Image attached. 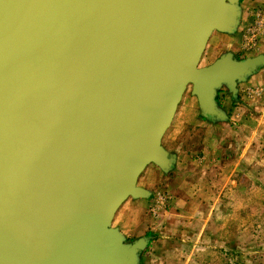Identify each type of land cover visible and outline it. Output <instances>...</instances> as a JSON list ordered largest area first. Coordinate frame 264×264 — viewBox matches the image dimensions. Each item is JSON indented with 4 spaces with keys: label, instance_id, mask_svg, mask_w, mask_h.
I'll return each mask as SVG.
<instances>
[{
    "label": "water",
    "instance_id": "95a60500",
    "mask_svg": "<svg viewBox=\"0 0 264 264\" xmlns=\"http://www.w3.org/2000/svg\"><path fill=\"white\" fill-rule=\"evenodd\" d=\"M239 0H0V264H140L146 239L112 226L190 86L201 117L264 54L199 66L234 34Z\"/></svg>",
    "mask_w": 264,
    "mask_h": 264
},
{
    "label": "rangeland",
    "instance_id": "374dc122",
    "mask_svg": "<svg viewBox=\"0 0 264 264\" xmlns=\"http://www.w3.org/2000/svg\"><path fill=\"white\" fill-rule=\"evenodd\" d=\"M251 11L245 17L249 24L234 33H242L241 39L218 31L211 34L200 67L226 52L237 59L264 54V31L245 37L256 26ZM190 89L162 138L163 146L181 152L183 161L188 159L174 169L179 174L161 172L170 178L157 189L170 188L173 202L163 206L161 226L151 234L140 264H264V66L239 82L234 93L219 89L216 99L227 118L210 128ZM179 121L183 131L171 143L168 137ZM152 167L142 172L138 185ZM131 201L128 198L116 212L113 227ZM142 206H136L134 213L145 216V228L150 215ZM128 223L131 228L138 224Z\"/></svg>",
    "mask_w": 264,
    "mask_h": 264
},
{
    "label": "crops",
    "instance_id": "0c3cea01",
    "mask_svg": "<svg viewBox=\"0 0 264 264\" xmlns=\"http://www.w3.org/2000/svg\"><path fill=\"white\" fill-rule=\"evenodd\" d=\"M261 4H263V6H264V0H239V6L241 9V18H240V23H239L238 27L241 28V27H244L247 24H249V20L247 21L245 19V17H247L249 15V12L252 10V8L254 6L261 5ZM240 34H242V33L238 32V34H234V36H238V40H239V39H241ZM193 103H194V99H193V101H191V104H193ZM207 122H208L207 124L209 125V128L216 124V122H210L208 120H207ZM178 126H180V128ZM182 126H183L182 123L180 124V121H179V123L177 124V129L179 128V130L176 129L175 131H173L171 133V135H169V137H168L169 142H171V143L177 142L175 140H177V138H179V135L182 133V131H183ZM164 147L169 152L173 153L169 146H164ZM173 154H174V158H175L174 165H173V168L168 172H163L158 166H156L154 164L148 165V166H153V167L151 169H147L148 171L145 173V175L143 177V182H141L139 186H141V187H143V188H145L151 192V195L149 196V198L134 199V201L127 203V205H125L123 210L120 212L118 219H117L118 222L115 225V227L124 235V237L127 240L135 241L137 239H143L144 238L147 240V244H149L151 237L154 236L151 234H153V232H155V230H157V228H159L161 226L162 221L160 219L162 218V216L166 212V210L164 207H159L155 211V213H153L152 207H153L154 201L156 199V196L158 195V193L165 192V193H167V195L169 197V203H170V201L173 202L172 198H173V194H174L170 190V188L163 189V190L157 189L159 187V185H162L163 183L167 182L166 181L167 177L170 178V175H167V177H163L162 173L165 174V173L173 172L174 175L179 174L180 170H178L176 172V171H174V169H177L178 167H182L181 166L182 163H184L188 159V158H186L185 161H183V155L181 154V152L179 153L178 150L174 151ZM153 190H156V191H153ZM140 204L147 208V212H148L147 216L150 215L149 216V219H150L149 220V227L144 228V224L142 223L143 219H145V216H143L142 214L138 215V214L134 213V211H135L134 208L136 206H139ZM129 220H133L138 224L134 225V228H131V225H129V223H128ZM140 259L142 260L141 257H140Z\"/></svg>",
    "mask_w": 264,
    "mask_h": 264
},
{
    "label": "built area",
    "instance_id": "2783aa9c",
    "mask_svg": "<svg viewBox=\"0 0 264 264\" xmlns=\"http://www.w3.org/2000/svg\"><path fill=\"white\" fill-rule=\"evenodd\" d=\"M251 12L252 15L256 18V26L254 29H248V31H246L247 33H245L246 34L245 37H248V35L250 34H252L253 37H255L259 32L261 33L262 31H264V6L255 8ZM168 204H169V197L167 193L165 192L158 193L152 207L153 213H155V211L159 207H163Z\"/></svg>",
    "mask_w": 264,
    "mask_h": 264
}]
</instances>
